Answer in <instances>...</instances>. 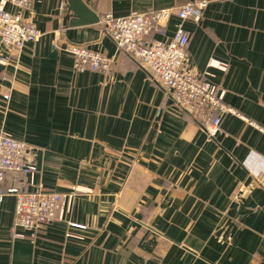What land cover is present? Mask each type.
<instances>
[{
	"label": "crops",
	"instance_id": "obj_1",
	"mask_svg": "<svg viewBox=\"0 0 264 264\" xmlns=\"http://www.w3.org/2000/svg\"><path fill=\"white\" fill-rule=\"evenodd\" d=\"M83 1L98 23L72 25L67 0L25 10L0 0L42 34L0 64V133L40 150L34 185L11 174L5 186L75 194L35 236L15 226L8 196L0 264H264V0H200L201 19L183 24L190 69L239 114L215 136L117 51L103 23L198 0ZM71 45L105 54L111 75L75 73Z\"/></svg>",
	"mask_w": 264,
	"mask_h": 264
},
{
	"label": "built area",
	"instance_id": "obj_2",
	"mask_svg": "<svg viewBox=\"0 0 264 264\" xmlns=\"http://www.w3.org/2000/svg\"><path fill=\"white\" fill-rule=\"evenodd\" d=\"M19 10L28 9L34 0H7ZM207 1H194L177 8H167L146 13L134 12L126 17L108 15L103 23L118 52L134 59L152 80L165 90L173 104L192 116L209 134L220 132L227 115L239 116L225 102L226 92L215 83L189 67L190 36L183 28L188 20L199 21ZM177 20L172 37L167 36V24ZM42 37L32 22L0 8V64H9L14 52H19ZM8 48L6 53L3 49ZM74 58L75 73L86 71L110 76L113 60L105 54L86 46L71 45L67 50ZM10 95H4L9 100ZM162 110H159L161 113ZM39 149L17 140L5 132L0 133V206L8 196L16 199L15 226L31 232L33 236L51 226L57 220L62 202H73L75 194H61L39 187L28 191L6 187L8 175H23L34 185L39 171L36 161ZM255 185L264 189V171L255 177Z\"/></svg>",
	"mask_w": 264,
	"mask_h": 264
},
{
	"label": "water",
	"instance_id": "obj_3",
	"mask_svg": "<svg viewBox=\"0 0 264 264\" xmlns=\"http://www.w3.org/2000/svg\"><path fill=\"white\" fill-rule=\"evenodd\" d=\"M68 12L72 13V25H92L99 22L98 16L88 7L83 0H67Z\"/></svg>",
	"mask_w": 264,
	"mask_h": 264
}]
</instances>
